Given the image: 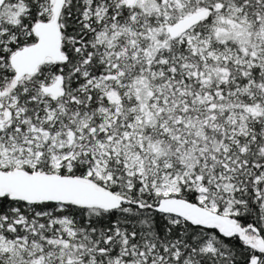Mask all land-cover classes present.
Segmentation results:
<instances>
[{
  "label": "snow or ice",
  "instance_id": "1",
  "mask_svg": "<svg viewBox=\"0 0 264 264\" xmlns=\"http://www.w3.org/2000/svg\"><path fill=\"white\" fill-rule=\"evenodd\" d=\"M0 264H264V0H0Z\"/></svg>",
  "mask_w": 264,
  "mask_h": 264
}]
</instances>
